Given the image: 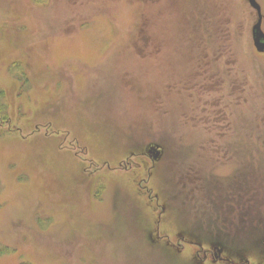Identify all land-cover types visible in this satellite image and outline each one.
<instances>
[{
    "label": "rangeland",
    "instance_id": "374dc122",
    "mask_svg": "<svg viewBox=\"0 0 264 264\" xmlns=\"http://www.w3.org/2000/svg\"><path fill=\"white\" fill-rule=\"evenodd\" d=\"M256 19L243 0H0V264H199L159 240L226 235L213 192L185 197L195 177L241 175L239 231L264 238Z\"/></svg>",
    "mask_w": 264,
    "mask_h": 264
},
{
    "label": "flooded vegetation",
    "instance_id": "af4514ba",
    "mask_svg": "<svg viewBox=\"0 0 264 264\" xmlns=\"http://www.w3.org/2000/svg\"><path fill=\"white\" fill-rule=\"evenodd\" d=\"M243 1L246 2V0ZM252 9L256 12L257 15L256 22L254 23L255 25L258 22V13L254 8ZM261 13H262V8H261ZM262 17L264 21L263 14ZM263 21H262V25H263ZM254 25L252 26V29ZM252 29H251V33H252ZM161 148L162 147L156 144L146 147L144 149V152H141L139 155H133L132 157H130L128 159L129 161L125 162L126 166L124 167V169H126V171L139 172L143 168L147 167V165L138 162L141 161V159L144 157L149 159L150 162L153 165H155L156 162L158 163V161H160L159 159L162 155ZM121 167H123V165H121ZM187 177L188 175L185 176L186 179ZM244 177L246 178V176ZM147 181L148 180L142 182L146 184ZM202 181L200 182V179L196 177L192 179V182L188 180V182L191 184V192H188V194L185 197L187 199H191V202H195L196 205L194 207L202 208L203 205L201 200L204 199L202 197V194L211 195L212 192L214 193L213 201L215 206H213L214 208L213 210L219 213L224 212L225 215L222 216L224 219L222 229L224 232L226 231V235L224 236V238L221 237L219 233L216 234L217 235L216 237L204 238L195 232H191L189 237L187 233L183 231L179 233L175 238H171L167 234L164 235L159 234L160 236L159 240L167 241L170 245H175L178 248V251L182 253L187 249H189V251H191L192 254L195 255L196 261L199 264H264V238L257 240L258 238L257 236L261 235L262 233L258 234L256 236L257 238L254 237L251 239H247V238H242L244 236L241 233V231H239L242 229L243 226H246L245 217H246L248 203H250V201L253 202V200H255L253 196L252 197L247 196L248 184L246 182L243 183L244 180H242L241 175L234 177L229 185L227 184L224 186L221 185L220 181L213 180L211 181V186L213 187L214 190L211 191V190H204L205 185ZM142 191L150 192L148 190V186L146 185L142 188ZM148 198L150 199L151 203L153 202L156 203V208L158 210L160 207L162 209L161 214L158 217V223L161 228V223H164L163 216L164 213L166 212V208L164 206H161L156 199L152 200L151 195L150 196L148 195ZM215 198H217L220 201V204H222L221 206L217 205ZM206 202L207 201L203 200V203L206 204ZM203 226L210 227V223H208V225H203ZM218 230H220V228H218ZM236 230L239 231L238 234H235ZM231 234H235L234 236L236 238H232ZM238 240H243V241L237 242ZM247 244H250V246L252 247V249L248 248L247 250L257 251V253L254 252L255 255L240 253L242 249H240L239 247H238L239 249L238 248L235 249L236 251L235 254H226L225 251L227 249L226 245L241 246ZM258 250H260V252Z\"/></svg>",
    "mask_w": 264,
    "mask_h": 264
},
{
    "label": "water",
    "instance_id": "95a60500",
    "mask_svg": "<svg viewBox=\"0 0 264 264\" xmlns=\"http://www.w3.org/2000/svg\"><path fill=\"white\" fill-rule=\"evenodd\" d=\"M252 8H254L258 13V22L254 25L252 29V37L254 46L259 53H264V32L262 30V13L261 7L256 0H246Z\"/></svg>",
    "mask_w": 264,
    "mask_h": 264
},
{
    "label": "trees",
    "instance_id": "16d2710c",
    "mask_svg": "<svg viewBox=\"0 0 264 264\" xmlns=\"http://www.w3.org/2000/svg\"><path fill=\"white\" fill-rule=\"evenodd\" d=\"M4 112L5 111L2 109V106L0 105V121L7 122L8 118L7 117H3V115H2ZM4 114H6V113H4Z\"/></svg>",
    "mask_w": 264,
    "mask_h": 264
}]
</instances>
